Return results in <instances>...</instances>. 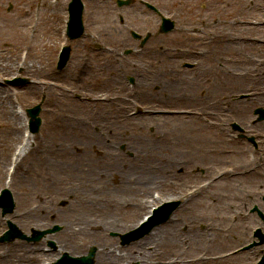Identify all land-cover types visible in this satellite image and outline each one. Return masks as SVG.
<instances>
[{
    "label": "rangeland",
    "instance_id": "obj_1",
    "mask_svg": "<svg viewBox=\"0 0 264 264\" xmlns=\"http://www.w3.org/2000/svg\"><path fill=\"white\" fill-rule=\"evenodd\" d=\"M69 1L70 0H0V60L4 61L10 56H21L23 59L25 51H22L21 55L19 52L23 47L27 46L31 62L41 66V69L48 74V77L51 78L53 82L59 83V85L62 86V95L55 96L58 90L52 87L44 85L42 89L34 90L30 81H36V79L21 72L22 69L20 67L12 68L9 73L0 74V85L4 88L5 93L11 96L14 101V107L23 110L22 113H24L27 108L41 102V111H39L41 125L39 130L32 134V143L35 144L40 137L47 135L54 138L62 136L64 139H67V141L71 140V137H76V139L73 140L74 144H76L75 147H73V153L83 157V152L90 150L94 158H101L103 156L101 155L103 152L102 149H105L102 145H100V148L94 146L84 148L85 144L80 143L83 139L96 135L101 140V144L106 143L105 145H107L108 142H111V144L116 143L114 145L115 153L118 152L123 155L125 160L123 162L125 164H135L137 162L135 156L136 154H140L136 146L137 144H134V142L136 143L137 138L135 137H137V135L135 134L132 136L130 125L125 129L120 128L122 119L126 118L130 122H135L136 128H145L148 136L152 140H155L157 138L156 136L159 135V137L165 136L166 130H172L170 133L172 136L169 135V137H172L171 141L173 144L170 146L169 152L170 154L174 153V156H183L188 159L190 167H187L186 170V164L176 166L175 174H182V172H184L186 175L182 178L181 182L176 181L175 186L173 185L171 187V184H166L165 187H163L165 190L174 188L179 190L181 195L187 192L190 194L193 192L192 188H197L202 179L209 178L219 172L224 173L222 178L210 183L205 190L195 192L194 195L196 196L193 201L184 204L185 200H183L181 205L185 208L182 209V207V211L180 210L181 217L187 219L192 217L190 220H195V222L198 223L196 226L200 229L204 228L207 223L213 220L215 224L219 225L222 229L220 233H218L222 238L207 241L203 243L202 246L201 244H197L195 246L199 247L196 248L191 245L188 250L184 251L183 256L190 259L207 253L208 257L219 258V262L212 261L207 264L242 263L248 250L244 251L242 255L229 257L228 259H223L221 254L238 245L247 246L251 244L252 241L258 243L259 239L256 238L255 235L253 240L249 239L250 235L254 233V228L259 227L262 234H264V219L253 211L256 206L264 216V203L262 199L264 165L250 174H238V172L240 173L243 169H247V167L251 166L250 163L246 161V152L244 150V146L248 145V143H246L247 141L245 142V140L242 143H238V141L232 139L231 135H227V132H233L230 127L232 120H238L244 123L245 125L243 126L247 129V134H258L260 136L258 137L260 141L257 156L259 159L264 160V121L260 123L254 122L251 114L255 106L264 105V100H257L259 95L258 89L264 87V83L260 86H256L250 79H229L223 73H220L219 76L224 80L223 94H230V96H235L242 92L256 94L252 96L254 99L253 103L247 108L249 110V116L245 114H237L239 118L231 116L226 109V105L223 103L224 101H222L218 110H215L213 114L215 121L214 127H210L206 124L201 125L199 121L193 118V114L162 116L155 113H153L155 115L145 113L144 110L147 109L152 111L172 108H188L189 111L196 109L189 102H179L175 104V102L172 101L171 103H163L164 97H162L160 90L163 84H161L160 81H155L156 76L154 73L158 72L159 69H167L171 66L172 61L168 57L162 61L160 54H162L163 51L166 55H173L172 53H174V48L176 47L174 43L177 32L175 33L172 31L166 35L157 34L158 17L155 16L152 11L145 9L143 5L136 3L140 0H135V4L130 6L126 5L122 8L116 6V0H82L84 3V33L80 38L68 39L65 35V23L68 19L66 7ZM142 1L155 5L162 14L174 18L171 9L176 5L177 0ZM201 1L204 0H196L193 3V9L191 10L193 20L190 23L189 29L194 38L192 40L194 43L192 47L194 51L197 50L206 53V57H203V71L210 72L211 70L210 76L212 77V67H218L219 64L221 65V69L228 67L230 71L235 70L237 73H239L241 69L248 68L250 65L255 68L254 70L259 69L260 65H258V63H260V61L258 59L262 58V54H264V42L262 41L264 40V24L262 23V21H264V0H206L205 4H201ZM118 15L123 16L125 22L123 25L119 23ZM32 18L34 20L38 18L37 26L33 31L26 32L17 24V21H30ZM238 20H240V22H237ZM243 20L247 22L243 23ZM132 29L142 34H145L146 31L152 33L149 43L144 47V51L153 54V56L149 55L147 58L143 59L144 61L131 64L130 67L132 68L129 67L120 73V70L124 68L120 67L121 65L119 62L130 56L125 57L121 52L128 47L133 48L135 45V42L129 36V32ZM220 34L224 37L225 35L232 37L236 36L237 38L234 37L229 39L230 41L233 40L236 44H218L215 41H217L216 36ZM259 40H261V42H259ZM225 41V38H223V42ZM62 45H68L70 47L69 49H71V54L66 67L61 71H57V54ZM216 46H218V48L215 53L212 50L215 49ZM234 46L238 49L242 48L241 51L243 54L231 56V48ZM100 48L110 50L112 55L103 53L101 50L97 51ZM225 52H228L226 60L223 58ZM156 54H159L160 57H157ZM249 56L252 57L251 61H248ZM194 57L200 63L202 62L198 55ZM218 57H222V62L216 61ZM149 58L150 61H148ZM81 59H86L90 64L97 65L98 67L100 65L105 66L107 70V72H105L106 76H98L94 68H84V63L80 65ZM105 60H107V62H104ZM197 60L195 61L197 62ZM228 60L232 63H228ZM29 62L30 61H28V63ZM233 68L235 69L233 70ZM216 72L218 73V71ZM138 73L141 74L140 76L143 79H140V83H138V79L137 82L135 80L137 95L131 98L129 93L130 87H128L127 81H124L122 76L133 75L136 77ZM192 74L198 77V73ZM149 75L154 76L153 79L150 78L153 84L146 89L143 84L148 80ZM107 76L109 78L119 77L122 85L115 82L114 86L106 88L102 83ZM193 76L189 75V79L191 80ZM14 78H25L27 82L18 85H11L8 83ZM255 79L256 78H253V81ZM192 83L193 79L191 81V84ZM203 89H205V93L204 90L201 89L200 94L204 96V94L208 93V98H205L203 103L201 102L200 111L202 112L210 105L208 84H204ZM148 90L153 94H160L161 97L157 95L156 97H151L149 101L144 97V92H148ZM122 94L128 99L124 98L120 100L119 96L121 97ZM90 98L101 99L102 103H99L100 106L107 105L111 109H108V112L100 116L87 118L82 124L83 127L80 129V133L76 136L74 134H57L55 132L56 130L50 131L49 127H47V124H50L53 118L52 111L57 107L62 116L78 113L80 117H83L85 115L84 109L87 110L88 117L93 115V112H90L88 109V106L91 104ZM41 99L43 100L40 101ZM134 101L137 102L136 104H139L141 113L138 114L135 120H132L126 115L131 108L134 109L137 107ZM146 101L149 102L147 103ZM223 104L224 107H222ZM24 114L26 115V113ZM205 115H209V113H205ZM149 117H161V120H164L167 125L164 126L165 124L161 120L157 121L152 119V121H148L147 118ZM0 123H2L1 119ZM160 124L163 126L159 127ZM87 132L90 133L86 134ZM151 133L155 135L150 136ZM138 136L140 137L142 135L139 134ZM132 144H134V147L129 148V145ZM10 146L11 144L7 147L0 148V158L10 154ZM145 151H147V149ZM100 152L101 154L98 155ZM213 157H216V159L213 160ZM138 160H140L139 157ZM0 161L2 162V158ZM29 161L30 156L27 155L22 163L24 165L16 167L15 173L13 174V183L9 186V189L15 207L10 214L1 215L0 212V234L7 229L6 223L8 220L14 223L27 235H30L31 228L46 229L55 224L60 227V230L56 233L45 235L36 243L21 239H15L12 242H0V254L4 252L3 247L5 246L12 245L15 242H26L33 244V251L38 248L39 251L42 250L40 253L48 252L46 256L40 258L38 264H43L44 261L55 264L63 253L58 250L55 238L62 237L61 239H66L68 237V231L63 233V229L65 228L66 221H68L69 216L74 210L72 196L70 194H50L47 197L48 201L42 204L38 196L43 197L45 194L37 191L36 188L33 187V183L34 181L37 183L39 177L44 176L42 173H44L45 170L47 171V169L43 166H35L33 163L28 164ZM28 168L29 171L25 173ZM231 169H233L234 173L237 175L226 174V171ZM5 171V166L1 164L0 189L4 188L5 181H7ZM110 179L115 182L118 176L111 175ZM24 187H28L29 189L27 190ZM155 187L154 190L151 191H160L159 186ZM23 190H27L24 191L23 194L25 197L21 198L22 196L20 194L17 198V194L22 193ZM151 191L148 192V196ZM217 197H219L218 200L216 199ZM173 201L178 202L177 207L180 206L179 204L181 201ZM36 204H41V208H39L38 212V214H41L43 217L41 223L35 225L34 222H32L25 226L19 224L17 220L14 219L16 211L33 209ZM132 209L133 208L130 207L126 208L118 214L123 215L124 220L131 221V227L134 229L135 224L133 223H135V218L133 216L135 215L132 214L134 211ZM146 211L147 210H143L142 213ZM140 215L142 214L140 213ZM216 216L222 217V219L218 221L215 219ZM236 216L237 221H234V217ZM186 221L189 222L188 220ZM185 227L186 226H182L181 230H184ZM129 230H131V228ZM244 231L248 235L249 240L241 238V234L244 233ZM124 232H127V230ZM237 232H239V239H233L231 242H228L231 237L230 235ZM122 233L120 231L111 230L108 231V236L116 240V246H126L128 244H120L119 236ZM208 234H210V232H208ZM61 239H59V241H62ZM80 239H84L82 233L77 235V241H80ZM49 242H52L53 246L48 245ZM133 242H136V240L131 243ZM90 246L98 248L96 243L87 242L81 248L82 250H77V253L71 255L86 254ZM200 247L202 250L198 251ZM254 248H256V250L252 254V260H254L257 255H262V253H264V240L261 244L252 246L250 251ZM173 253L180 256V250L174 251ZM13 254L18 257L19 250L16 251V254ZM14 255L11 253L9 256L4 257L6 260L14 262ZM25 264H36V261L33 259L32 262ZM129 264L140 263L139 261L132 260Z\"/></svg>",
    "mask_w": 264,
    "mask_h": 264
},
{
    "label": "bare ground",
    "instance_id": "obj_2",
    "mask_svg": "<svg viewBox=\"0 0 264 264\" xmlns=\"http://www.w3.org/2000/svg\"><path fill=\"white\" fill-rule=\"evenodd\" d=\"M237 22H240V20ZM242 22L246 23L247 21L243 20ZM17 24L25 31L36 27V24H30L29 20L17 21ZM216 37L217 41L215 42L218 44H236L233 40H229L236 36L232 37L225 35L224 37L220 34ZM223 38H225V42H223ZM218 46L212 51L216 53ZM23 49L29 50L27 46L23 47ZM100 50L103 53L112 55L110 50L100 48L97 51ZM241 50L242 48L238 49L234 46L231 48L230 54H239ZM225 54H228V52H225ZM251 60L252 57L249 56L248 61ZM28 61L30 62L28 63ZM216 61L222 62V57H218ZM104 62H107V60ZM227 62L229 63L231 61L228 60ZM83 63L85 64L84 68L91 67L96 69L95 72L98 73V76H106L105 72H107V70L105 66L100 65L98 67L97 65L90 64L86 59H81L80 65ZM220 66L219 64L218 67H212V77L210 76L211 70L210 72H204L203 68H198V77L197 75L194 76V78L192 77V84V79L186 78V74H175L170 71V68L169 70L164 69L163 75L165 77L161 82V84H163L161 88L162 97H164L163 103H171L172 101H174L175 104L179 102H189L196 109L187 111V113L193 114V118L199 121L201 125L206 124L210 127H214L215 121L213 114L215 110H218L222 101L221 97L224 96V83L219 76L220 73H223L229 79H250L253 84H255L253 78H256L257 75L258 79L256 80V84H261L264 81V71L254 70L255 68L251 65L248 68L241 69L239 73L234 69V71H230L227 68L221 69ZM16 67H20L22 69L21 72L36 79V81H30L34 90L42 89L45 85L58 90L55 96L62 95V86L59 85V83L53 82L51 78L48 77V74L41 69V66L32 63L29 54L23 61L16 56H10L4 61L0 60V74L9 73L12 68ZM216 71H218V73ZM150 78L153 79L152 76H149L148 80L143 84L146 89L153 84ZM159 80L160 79L155 78V81ZM115 82H117V78H109L107 76L102 85L106 86V88H110V86H114ZM204 84H208L210 105L202 112L200 111L201 102L203 103V100L208 98V93L204 94V96L203 94L200 96ZM203 90L205 93V89ZM258 91L259 95L257 100L263 101L264 88L261 87ZM157 95L161 97L160 94H153L149 90L148 92H144V97L148 100ZM227 97H230V94H228ZM124 98L128 99L124 94H122L121 97L119 96L120 100ZM89 100L91 104L88 106V109L90 112H93V115L88 117V112L84 109L85 115L83 117H80L78 113L62 116L59 108L56 106L57 108L52 111L53 118L50 124H47V127H49L50 131L56 130L55 132L57 134H74L76 136L80 133V129L83 127L82 124L87 118L100 116L108 112V109H111L107 105L100 106L99 103H102L101 99L90 98ZM253 100L252 98H245L244 100L237 101L236 104L241 107H246V105L251 104ZM149 101L146 102L148 103ZM178 112L179 110L176 109L177 114H179ZM156 113L162 116L172 115L171 111L166 109L156 110ZM205 113H209V115H205ZM0 119L2 120V123H0V148L7 147L11 144L10 148L14 151V155L11 158L9 155L1 157L2 162L0 161V165L3 164L5 167L10 166L9 171H11L12 166H14L12 169L13 171L16 167L24 165L22 163L26 156L29 155L30 161L28 164L33 163L35 166H43L47 169V171L45 170V172L42 173L44 176L39 177L37 183L35 181L33 183V187H35L37 191L45 194L43 197L38 196L42 204L48 201L47 197L50 194H70L72 196L74 210L69 216L68 221H66L65 228L63 229V233L68 231V237L66 239H61L62 237L55 238L59 251L74 254L77 253V250H82L81 248L85 243L93 242L98 246V253H96L95 256L96 264H129L132 260L139 261L140 264H207L212 261L219 262V258L208 257L207 253L190 259L183 256L184 251L188 250L191 245L195 246L201 244L202 246V244L207 241L222 238V236L220 237L218 234L222 229L219 225L215 224L213 220L207 223L204 228L200 229L196 226L198 223H196L195 220H190L192 217H189L190 219L181 217V209H177V212L170 217L165 224L158 226V228L154 227L145 237L129 245L121 247L116 246V240L108 236V231L116 230L122 233L132 228L131 221L124 220L123 215L118 214L122 212V210L129 207L133 208L132 210L134 211L132 214L135 215L133 216L135 218V223L133 224H136L147 212L144 215H140V213L142 214L143 210H148L152 204L157 203L161 199L170 200L183 197L182 195H178L177 197L174 196L181 194L177 189L170 188L165 190V188H163L166 184H171V187L173 185L175 186L176 181L181 182L182 178L186 175L184 172H182V174H175L176 166L186 164V170L187 167H190L188 159L185 157L178 155L174 156V153L170 154V146L173 144L171 141L172 137H169V135H171V129V131L166 130L165 136L159 137V135L156 136L157 138L155 140H152L148 136L145 128H136L135 122H130L126 118L122 119L120 128L125 129L128 125L131 126L132 136L135 134L137 135V137H135L137 140L134 144H137L136 146L140 151V154H136L135 156L137 160L135 164H125L120 153H115L114 150L108 149L112 147V145L105 147V150L101 148L103 150V156L101 158H94L90 150L84 151L83 157L77 156L72 151L74 149L73 147L76 145L73 141L76 137H71V140L67 141V139H64L62 136L54 138L47 135L40 137L39 140L33 144V135L26 132V116L24 113L18 112L14 107L11 96L5 93L1 85ZM131 119L135 120L136 116H132ZM147 119L148 121H152V119L159 121L161 117H149ZM161 121L164 122V126L167 125L164 120ZM161 126L163 125L160 124L159 127ZM89 133L90 132H87L86 134ZM139 134L142 136L139 137ZM153 135L155 134H150V136ZM100 142L99 137L96 135L89 136L80 141V143L85 144L84 148H88V146L93 147L95 143L98 147H101ZM134 144L131 146L134 147ZM146 149L147 151H145ZM138 157L140 160H138ZM215 159L216 157H213V160ZM28 171L29 168L25 173ZM248 173L246 169H243L240 173L238 172V174L241 175H247ZM226 174L237 175L234 173L233 169L226 171ZM111 175L118 176L117 181L114 182L110 179ZM201 181L202 185H200L201 187H199L198 190L203 191L205 187H208L206 182L207 179L204 178ZM12 183V181L8 182V186L12 185ZM155 186H159L160 188V191H157V197L153 195L154 191H151L154 190ZM24 188L27 190L29 189L28 187ZM27 190L18 193L17 198L20 194L22 196L21 198L25 197L23 194L24 191ZM149 191H151V193H149L148 196ZM187 197L189 202L191 199L194 200L193 198L195 196L188 194ZM216 199L218 200L219 197ZM39 208H41V204H36L33 209L16 211L14 219L17 220L19 224L25 226L32 222H34L35 225L41 223L43 217L41 214H38ZM184 208L185 207L182 209ZM215 219L219 221L222 217L216 216ZM182 226H186L184 230H181ZM208 232H210V234H208ZM80 233L84 235V239L77 241V235ZM241 235L242 239H248V235L245 231ZM230 236L228 242H231L233 239H239V234ZM59 239L62 241H59ZM196 247L199 246H195L194 248ZM3 249L4 252L0 254V264H25L32 262L33 259H35L36 264H38L40 258L46 256L45 253H40L42 250L39 251L38 248L33 251V244L26 242H15L12 245L3 247ZM17 250H19L18 257L13 254H16ZM179 250L180 256L173 253ZM201 250V247L198 248V251ZM254 250L248 252L249 254H247L244 264H249L248 259L251 257ZM11 253L14 255V262L5 259V257L9 256ZM44 264H48V262Z\"/></svg>",
    "mask_w": 264,
    "mask_h": 264
},
{
    "label": "water",
    "instance_id": "obj_3",
    "mask_svg": "<svg viewBox=\"0 0 264 264\" xmlns=\"http://www.w3.org/2000/svg\"><path fill=\"white\" fill-rule=\"evenodd\" d=\"M129 1H118L119 4H123V3H128ZM81 11H82V5L81 2L79 0H73L70 4V27H69V34L71 37H76L79 36L82 32V25H81ZM163 26L161 31H168L173 27V23L167 19H163ZM68 49L65 50L63 57H62V61L59 65V67L63 66V64L65 63V60L68 58ZM17 82V81H15ZM264 111V110H262ZM28 112L30 113V115L33 117V121H32V130L35 131L38 129L39 126V119L35 118V116L38 114L39 112V107H35L33 109L28 110ZM4 197L1 200V204L3 205V210L4 212H7L9 210H11L13 208V204L11 202V199L9 198V196L7 195V193H5V195H3ZM157 217H155L148 225V227L145 230L150 229L154 224H157L159 222V220L157 219ZM10 225V230L5 233L4 236H2L0 238V240H10L13 239L14 237H21V238H26L28 240L33 239H39L41 237V235H43L46 232H51L52 230H56L57 227H54L51 230H46V231H42V232H38L36 233L32 238H27L26 236H24L23 234H21V232L17 231L15 229V226L12 224ZM138 235H134L133 237H130L128 239H126L125 241L127 242L128 240L137 238ZM94 248H92L87 254V256L85 257H81L75 260L69 259L67 258V256L65 255L64 257V261H62L61 263L58 264H78V263H82V264H93V256H94Z\"/></svg>",
    "mask_w": 264,
    "mask_h": 264
},
{
    "label": "flooded vegetation",
    "instance_id": "obj_4",
    "mask_svg": "<svg viewBox=\"0 0 264 264\" xmlns=\"http://www.w3.org/2000/svg\"><path fill=\"white\" fill-rule=\"evenodd\" d=\"M183 22L184 21H182L180 23H183ZM178 27H177V29H178ZM183 27H184V25H182V28ZM179 35H180V32L177 33V37H176V41L177 42L176 43H180V44L182 43L184 45V49H183V53H182V57H184V61L182 63H180V64H181L182 67H189L190 68V67H192V65H187V59L190 58V54L188 52L189 39L187 37H185V36L183 37V39H181V37H179ZM181 40H183L184 43L181 42ZM180 58L179 57H177V58L175 57L174 59L175 60H180Z\"/></svg>",
    "mask_w": 264,
    "mask_h": 264
}]
</instances>
